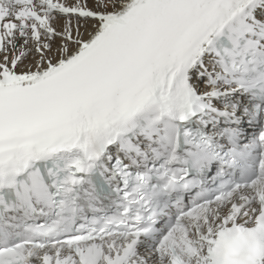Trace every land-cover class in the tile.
Listing matches in <instances>:
<instances>
[{"label":"snow or ice","instance_id":"6c2138e0","mask_svg":"<svg viewBox=\"0 0 264 264\" xmlns=\"http://www.w3.org/2000/svg\"><path fill=\"white\" fill-rule=\"evenodd\" d=\"M0 264H264V0H0Z\"/></svg>","mask_w":264,"mask_h":264}]
</instances>
